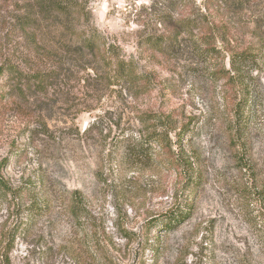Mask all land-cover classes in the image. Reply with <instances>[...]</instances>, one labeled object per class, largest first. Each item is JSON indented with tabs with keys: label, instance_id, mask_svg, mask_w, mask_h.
Wrapping results in <instances>:
<instances>
[{
	"label": "rangeland",
	"instance_id": "374dc122",
	"mask_svg": "<svg viewBox=\"0 0 264 264\" xmlns=\"http://www.w3.org/2000/svg\"><path fill=\"white\" fill-rule=\"evenodd\" d=\"M26 5L0 0V70L51 77L0 78V264H264V0H88L69 32Z\"/></svg>",
	"mask_w": 264,
	"mask_h": 264
},
{
	"label": "trees",
	"instance_id": "16d2710c",
	"mask_svg": "<svg viewBox=\"0 0 264 264\" xmlns=\"http://www.w3.org/2000/svg\"><path fill=\"white\" fill-rule=\"evenodd\" d=\"M220 1V0H217ZM228 1V0H225ZM27 5V14L23 17L21 16L22 22L25 25L26 23H35L42 24L46 23V26L57 27L60 25L65 32H69L74 30L72 21L74 17L77 15H85L89 20V6L88 0H26ZM193 21L189 19H183L176 24L175 27L179 29H184L188 24H192ZM55 33H64V31H59L60 28H55ZM66 37V36H64ZM83 43L85 47L88 49L91 55H98L101 52L100 38L98 36H93L84 38ZM107 51V49H106ZM110 53L114 54L112 58L118 56L116 50H114V46H109ZM108 52V51H107ZM248 57L245 54H239L236 58H232V66L231 71L237 72L240 69V65L243 62H246ZM133 65L126 60L117 59L116 67L118 69V76L122 78H131L136 75L135 68ZM51 74V73H50ZM35 75V76H34ZM33 76H27L24 71H22L19 66L16 65H7L5 70H0V78L6 77L9 85L16 88L23 84L22 88L25 85L32 86L33 84H37L38 86L43 85L45 80L50 78L51 75H44L38 73ZM3 84H0V87ZM19 89L20 91H23ZM3 97V92H0V100ZM152 144L157 145L161 148L162 156H158L159 160H165L169 163V165L175 169H178L182 166L180 156L176 153V149H174V144L172 143V139L169 138V132L160 131L152 134L148 139ZM235 145L240 141L239 138L234 137ZM1 183V182H0ZM246 195H249V191L246 192ZM189 206V205H188ZM189 210L187 208H178L169 214L165 215L163 219H159V221H154L151 224L149 223L150 228H158L162 231H170L176 229L183 221L187 220L190 216ZM85 225L92 226L89 223L79 224L81 229H84Z\"/></svg>",
	"mask_w": 264,
	"mask_h": 264
},
{
	"label": "clouds",
	"instance_id": "9594fccd",
	"mask_svg": "<svg viewBox=\"0 0 264 264\" xmlns=\"http://www.w3.org/2000/svg\"><path fill=\"white\" fill-rule=\"evenodd\" d=\"M105 5H101V7H104Z\"/></svg>",
	"mask_w": 264,
	"mask_h": 264
}]
</instances>
